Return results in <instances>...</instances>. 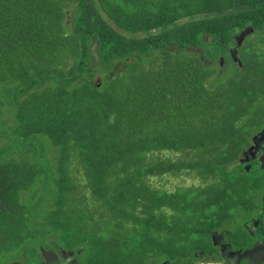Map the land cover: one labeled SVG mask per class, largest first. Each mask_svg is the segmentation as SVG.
<instances>
[{"label": "trees", "instance_id": "obj_1", "mask_svg": "<svg viewBox=\"0 0 264 264\" xmlns=\"http://www.w3.org/2000/svg\"><path fill=\"white\" fill-rule=\"evenodd\" d=\"M218 2L0 0V255L82 225L117 262L179 264L260 190L232 175L264 99V0ZM185 175L201 184H154Z\"/></svg>", "mask_w": 264, "mask_h": 264}, {"label": "rangeland", "instance_id": "obj_2", "mask_svg": "<svg viewBox=\"0 0 264 264\" xmlns=\"http://www.w3.org/2000/svg\"><path fill=\"white\" fill-rule=\"evenodd\" d=\"M203 1L209 2V0H203ZM239 2L240 0H232V1L219 0L218 7L221 10L229 9L231 5H233V3L238 4ZM209 4L213 6L214 3L212 4L211 1ZM130 34L133 37H137V35H134L132 33ZM254 41L256 40L253 38L252 42ZM245 57H247V55L242 54V59L240 57L238 58L240 59V61H245ZM236 59H237V55H236ZM237 61L239 60L237 59ZM232 66L233 65L230 64L229 67L232 68ZM233 68L231 69V72L233 71ZM226 70L227 68H225V66L223 65L222 72L224 73ZM249 75L251 76L252 74ZM230 76H232L231 73ZM223 84H226V82H224ZM260 106H261V113H254L250 118V125L252 129H251V134L248 137L249 145L252 141V138L255 137L256 134L261 133L264 128V99L261 100ZM248 147L244 148L243 151H245ZM242 165L243 167L246 168V170L247 168H249V171H251L252 168L253 170L251 172L240 170L238 175H232V176H238L235 183L239 179H241L242 182L246 183L247 185H250V182L252 184L256 179L258 185L263 184L262 187L258 191H253V186H252L251 199L248 200L242 206H236L237 211H233V213L228 216L229 218L226 220V222H224L221 225L218 224L221 226V228H223V230L222 229L217 230L216 229L217 224L209 225L208 227H204V226L200 227L201 230L198 229L200 233L197 235V237L200 236V239L197 238H194V240L192 239L191 240L192 245H198L200 244L201 241H205L206 238L209 237V233L211 231H216L217 233L223 231L224 237L229 241V243L236 246L238 250L245 249L246 246H249L248 242L250 241L251 236H253L251 234H254L252 232L254 231H256V233L259 232V230H256L257 228L255 224L253 225V221L256 220V222L258 223L261 222L260 224L262 225V227H264V214L262 213L264 212V170H262L261 166H259L258 164H252L251 167L249 163H245ZM229 173L232 172L229 171ZM220 176L221 174L218 173L217 177L219 178ZM232 176H229V179L232 180L233 179ZM215 181L216 182L214 184L219 183L217 180ZM154 184L162 187L163 189L165 188V190L174 191L177 187L180 186L188 187L192 185H199L201 184V181L198 179H193L188 175H185L182 176L181 178L169 177L166 180L154 179ZM188 192L191 195L194 194V191L192 192L188 190ZM243 202L244 200L242 199L239 203L236 204L240 205ZM230 204H235V203L230 202ZM179 220L181 222L188 220L192 223L198 224V222L200 221V215L187 212L181 214L179 216ZM78 226L79 227L73 228L70 232L74 236L69 234L66 231L65 227H62L61 228L62 230H60V232H58L57 234L48 235V236H39L37 240L29 242L28 245L25 241H19V242L17 241L12 245V247L18 246L17 247L18 249L10 250L11 252L9 254L0 255V264H24L26 261L34 264L37 262L39 256V253L37 252L38 248L44 246L52 251L53 250L58 251L57 247H59L61 248V250H64L65 252H71L76 254V258L79 264H154V261L151 262V259L147 260V258L144 259L141 257H136V261L119 260V262H117L114 259V246L107 244L108 238L106 236H102L101 239L99 238L97 239V237L83 233L82 225H78ZM194 227L195 226H193V228ZM134 231H135L134 235L140 238V227H135ZM246 234L248 235V239H246V237L244 236ZM81 240H83V242H81ZM206 246L203 247L205 253H207ZM215 252H217V250H215L214 253ZM196 254H198V252H194V255L193 254L187 255L186 256L188 257L187 261L192 264H199V263H194V261L192 260V257H196ZM166 258L167 257L162 258L161 260H164ZM182 261L183 260H180L179 264H183ZM222 262H223L222 259H218V263L222 264Z\"/></svg>", "mask_w": 264, "mask_h": 264}, {"label": "flooded vegetation", "instance_id": "obj_3", "mask_svg": "<svg viewBox=\"0 0 264 264\" xmlns=\"http://www.w3.org/2000/svg\"><path fill=\"white\" fill-rule=\"evenodd\" d=\"M247 36L248 33L246 31L242 35H240V37H238V39L236 40V47L240 48ZM237 52L238 50L235 48L230 51L235 63L239 64L240 62H238L236 59ZM263 154L264 128L261 133L256 134L255 137L252 138L249 147L245 151H243L240 162L241 164L249 163L250 167L252 166V164H258L259 166H261L258 159ZM247 170H249V168H247ZM262 213L264 214V212ZM260 223L256 222V220L254 221L253 225L255 224L257 228L256 230H259V232H252L254 234H251L253 236H251V239L248 242L249 246H246L245 249L238 250L236 246L229 243V241L224 237L223 231H220L218 233L214 232L215 234H213L212 238L208 241L209 244H207V246L205 245L207 253H205V250H201L200 252H198V254H196V257H192V260L194 261V263L199 264H221L218 263V259L223 260L222 264H264V227H262ZM219 229L223 230V228L221 227ZM244 236L246 237V239H248L247 234ZM200 243L203 242L201 241ZM257 245H259L261 247L260 249H262L263 251L257 250L256 255H249V252L254 250ZM57 249L58 251H52L45 248L40 250L37 262L34 264H79L76 255H72L71 252H65L59 247H57ZM215 250H217V252L214 253ZM187 260L188 257H185L182 261L183 264H189L190 262H188ZM24 264L32 263L26 261Z\"/></svg>", "mask_w": 264, "mask_h": 264}, {"label": "water", "instance_id": "obj_4", "mask_svg": "<svg viewBox=\"0 0 264 264\" xmlns=\"http://www.w3.org/2000/svg\"><path fill=\"white\" fill-rule=\"evenodd\" d=\"M259 160V163H260V165H261V168H262V170H264V154L258 159ZM261 247L259 246V245H257L255 248H254V250H252L251 252H249V255H256V251L257 250H262V249H260ZM263 251V250H262ZM72 255H74V254H72Z\"/></svg>", "mask_w": 264, "mask_h": 264}, {"label": "crops", "instance_id": "obj_5", "mask_svg": "<svg viewBox=\"0 0 264 264\" xmlns=\"http://www.w3.org/2000/svg\"><path fill=\"white\" fill-rule=\"evenodd\" d=\"M253 223H254V221H253Z\"/></svg>", "mask_w": 264, "mask_h": 264}]
</instances>
